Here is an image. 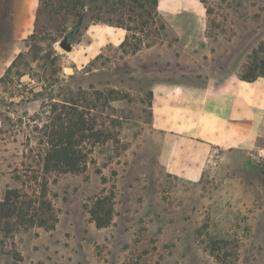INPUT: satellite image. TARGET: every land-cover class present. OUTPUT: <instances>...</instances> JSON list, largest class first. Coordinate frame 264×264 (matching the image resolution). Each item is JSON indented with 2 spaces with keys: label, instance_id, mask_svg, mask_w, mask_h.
<instances>
[{
  "label": "rangeland",
  "instance_id": "374dc122",
  "mask_svg": "<svg viewBox=\"0 0 264 264\" xmlns=\"http://www.w3.org/2000/svg\"><path fill=\"white\" fill-rule=\"evenodd\" d=\"M203 2L207 45L191 49L152 0H40L35 30L21 42L0 17V264H264V162L212 156L194 174L185 142L151 125L156 80L264 75V0ZM80 15L73 50L64 51L58 41ZM95 23L129 27L125 52L86 46ZM62 79L83 105H96L104 136L84 171L46 174L56 221L45 229L31 223L46 140L45 118L35 115ZM8 189L19 200L6 201ZM91 211L108 223L97 226Z\"/></svg>",
  "mask_w": 264,
  "mask_h": 264
},
{
  "label": "crops",
  "instance_id": "0c3cea01",
  "mask_svg": "<svg viewBox=\"0 0 264 264\" xmlns=\"http://www.w3.org/2000/svg\"><path fill=\"white\" fill-rule=\"evenodd\" d=\"M39 6L40 0H0V17L6 18L12 41L21 42L34 32ZM155 11L181 47L207 45L203 0H156ZM86 33V46L93 41L100 52L107 44H120L126 30L95 23ZM151 95L154 131L185 142L186 157L195 161L194 174H200L203 162L212 156L264 154V76L248 81L231 72L193 80L160 79L153 83Z\"/></svg>",
  "mask_w": 264,
  "mask_h": 264
},
{
  "label": "trees",
  "instance_id": "16d2710c",
  "mask_svg": "<svg viewBox=\"0 0 264 264\" xmlns=\"http://www.w3.org/2000/svg\"><path fill=\"white\" fill-rule=\"evenodd\" d=\"M154 9L156 6V0H152ZM84 18V15H83ZM94 20V19H92ZM122 27L127 32L131 29L122 24L116 25ZM164 29V24L160 26ZM33 34V33H32ZM31 34V35H32ZM29 35V37L31 36ZM129 39L128 33H126L123 41L119 44V47L125 52L124 46ZM139 49V45H134L131 50L135 52ZM22 53H19L16 58L11 62L7 68V72L11 71L17 63V60L21 58ZM258 76H243L238 75L243 80H254ZM72 76H69L71 79ZM67 80L62 79L60 82V91L55 95H47L41 102L40 110L35 115L45 118V122L42 124L43 135L46 136L45 148L40 155V175L42 181H39V193L38 206L34 210V219H31L33 224L42 226L45 229H51L56 221V215L54 210L46 198V174L53 171L58 172H81L86 169L87 163L91 159V153L96 143L102 141L104 133L103 130L96 125V118L93 116V110L96 105H91L90 102H86L87 105H83L84 100L80 101V98H76L74 88L70 84L66 83ZM57 82V81H56ZM113 92H116L112 90ZM34 98L39 95V92L32 94ZM29 98V97H26ZM116 98V97H115ZM13 195L16 200H19L17 189H8L5 193V200H9V195ZM21 204H14V208H21ZM20 206V207H18ZM31 204L26 207L25 215L30 209ZM91 215L94 218L97 226H103L108 223L107 220L96 218V215L91 211ZM214 248V247H212ZM219 259V255H216Z\"/></svg>",
  "mask_w": 264,
  "mask_h": 264
},
{
  "label": "water",
  "instance_id": "95a60500",
  "mask_svg": "<svg viewBox=\"0 0 264 264\" xmlns=\"http://www.w3.org/2000/svg\"><path fill=\"white\" fill-rule=\"evenodd\" d=\"M83 21V15L77 17V20L71 25L66 34L58 41V46H60L64 51L70 52L73 50V37L79 31L80 25Z\"/></svg>",
  "mask_w": 264,
  "mask_h": 264
},
{
  "label": "built area",
  "instance_id": "2783aa9c",
  "mask_svg": "<svg viewBox=\"0 0 264 264\" xmlns=\"http://www.w3.org/2000/svg\"><path fill=\"white\" fill-rule=\"evenodd\" d=\"M250 159L254 163L260 164V163L264 162V154L260 153V151H256L255 153L250 154Z\"/></svg>",
  "mask_w": 264,
  "mask_h": 264
}]
</instances>
